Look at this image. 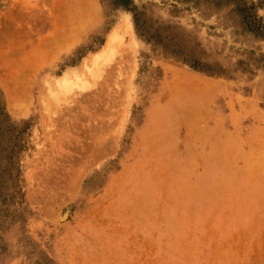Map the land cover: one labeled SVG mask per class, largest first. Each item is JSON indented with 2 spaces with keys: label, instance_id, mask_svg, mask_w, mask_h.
<instances>
[{
  "label": "rangeland",
  "instance_id": "obj_1",
  "mask_svg": "<svg viewBox=\"0 0 264 264\" xmlns=\"http://www.w3.org/2000/svg\"><path fill=\"white\" fill-rule=\"evenodd\" d=\"M0 264H264V0H0Z\"/></svg>",
  "mask_w": 264,
  "mask_h": 264
},
{
  "label": "trees",
  "instance_id": "obj_2",
  "mask_svg": "<svg viewBox=\"0 0 264 264\" xmlns=\"http://www.w3.org/2000/svg\"><path fill=\"white\" fill-rule=\"evenodd\" d=\"M123 1H125V3H127L128 0H123ZM243 9L247 10L246 7H243ZM250 11H251V7H250V9L247 10V12H250Z\"/></svg>",
  "mask_w": 264,
  "mask_h": 264
},
{
  "label": "bare ground",
  "instance_id": "obj_3",
  "mask_svg": "<svg viewBox=\"0 0 264 264\" xmlns=\"http://www.w3.org/2000/svg\"><path fill=\"white\" fill-rule=\"evenodd\" d=\"M106 47V46H105Z\"/></svg>",
  "mask_w": 264,
  "mask_h": 264
}]
</instances>
